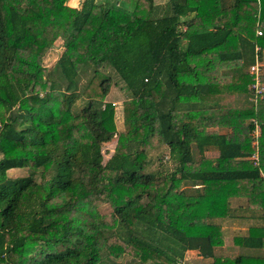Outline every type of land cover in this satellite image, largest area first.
I'll return each instance as SVG.
<instances>
[{
	"label": "trees",
	"instance_id": "16d2710c",
	"mask_svg": "<svg viewBox=\"0 0 264 264\" xmlns=\"http://www.w3.org/2000/svg\"><path fill=\"white\" fill-rule=\"evenodd\" d=\"M124 1L0 0V264H264V96L217 98L251 96L264 0ZM58 39L54 76L44 57ZM104 66L130 93L122 131ZM161 146L170 173L148 170ZM233 198L258 220L234 236L235 256L216 250ZM188 250L209 261L189 263Z\"/></svg>",
	"mask_w": 264,
	"mask_h": 264
},
{
	"label": "rangeland",
	"instance_id": "374dc122",
	"mask_svg": "<svg viewBox=\"0 0 264 264\" xmlns=\"http://www.w3.org/2000/svg\"><path fill=\"white\" fill-rule=\"evenodd\" d=\"M81 1L82 0H68V4L79 8L81 5ZM98 1L105 2L106 0H98ZM109 1H114V0H109ZM121 1H124V0H121ZM166 1L167 0H157L158 2L157 4L163 6L165 5ZM225 1L229 3L231 0H225ZM126 3L129 5V2H126ZM64 49L65 47H64L63 40L58 39L55 42V44L49 49V51L46 53L44 57V65L47 67L49 71L50 70L53 71L52 73L54 74V76L58 75V71L55 70V67ZM92 70L93 69L90 68L88 71L81 74L80 81H79L80 88H83V86L86 83V80H88V78L91 76ZM102 70L105 73L109 74L112 79V86L106 98V101H111L114 103L115 108H116L115 109L116 110L115 120L117 124V130L122 131L124 129L123 102L125 101V99L129 98L130 93H128L127 90H125V87L123 86L124 83L122 82V80L120 79V77L118 76V74L115 72L113 68H111L110 66H104ZM249 83H250L249 84L250 86L251 82ZM236 94H237L236 92L235 93L226 92L223 95H219L217 98H219L220 103L225 106L247 105L248 103L251 102L249 94L245 92L243 93L240 92L238 96ZM83 102L84 101L82 99L80 100V102L78 101V104L76 105V107L78 108L81 107L83 105ZM219 131L224 132L225 129L224 130L220 129ZM116 142H117V135L110 142H106L103 144L104 162H106L111 157V155L114 153ZM192 148H193V153H194L195 158L197 159L200 158L201 153L198 150V148L196 146H192ZM217 151L218 150L216 148L208 147L205 149V154L209 157L215 158L219 155ZM148 155H149V158L151 159V164L148 167L149 171H159L161 174L163 173L166 174V173H170L175 168L176 163L170 157L169 150L166 146H161L159 148L152 149L149 151ZM1 156L2 154L0 152V158ZM8 174L11 177L24 176L27 174V170L23 168H13L8 171ZM193 190H194L193 188H188L189 192H192ZM234 203H236V205L242 204L241 202L236 201V200L234 201ZM99 210L102 213H108L112 210V208L109 204H105V205L100 206ZM226 234L228 237H230L232 233H226ZM229 240L230 242L226 243V245L228 247H232L231 238L230 239L227 238L226 242ZM218 253L220 254L225 253V255H231V256L237 255L236 250H224L222 252L220 250ZM194 256H197V254H194L190 257L189 263H193L191 258H194Z\"/></svg>",
	"mask_w": 264,
	"mask_h": 264
},
{
	"label": "crops",
	"instance_id": "0c3cea01",
	"mask_svg": "<svg viewBox=\"0 0 264 264\" xmlns=\"http://www.w3.org/2000/svg\"><path fill=\"white\" fill-rule=\"evenodd\" d=\"M262 60H263V64H264V52H263ZM263 71H264V67H263ZM233 93H235V92H233ZM236 93H237L236 94L237 96L240 94V92H236ZM199 159L200 158H198V159L196 158V160H199ZM235 200L239 201L243 204V205L240 204L242 206V208L239 207L236 209L237 205H236V203H234ZM231 204H232V208H235L234 209L236 211L235 215H234V217L226 219L224 221L223 225H224V229L227 231V233H232V234L230 237H228L226 235L225 240H224L225 241L224 245L217 247L216 250H217V252H219L220 250H221V252L224 250H236V253L238 254L242 248L239 245L234 243V236L237 233H241V234L247 233L249 228L252 225H256L258 223V220H255L254 218L251 217V215L253 214L252 210H248L246 208L244 199L233 198L231 201ZM227 238H229V239L231 238V241H232L231 246L232 247H228L226 245V243L230 242V240L226 242ZM194 254H197V256H194V258H191L193 263H198V262L202 263L204 261H209L208 259H204L201 255H199L198 250H188L185 254V260L189 261L190 257ZM194 260H196V261H194Z\"/></svg>",
	"mask_w": 264,
	"mask_h": 264
},
{
	"label": "built area",
	"instance_id": "2783aa9c",
	"mask_svg": "<svg viewBox=\"0 0 264 264\" xmlns=\"http://www.w3.org/2000/svg\"><path fill=\"white\" fill-rule=\"evenodd\" d=\"M257 33L261 35L262 31H258ZM259 52H260V48L257 46L254 62L248 68V72L252 77V83L250 85V93H251L250 99L253 103H256L259 99L263 98L264 96V82L262 81V76L264 74L263 71L264 64ZM253 121L255 127L252 131V135L255 138L254 145L256 149H258L261 126L256 119H254ZM251 159L254 160L255 162H258L259 159L258 151H256L252 155ZM177 264H184V259L180 260Z\"/></svg>",
	"mask_w": 264,
	"mask_h": 264
}]
</instances>
